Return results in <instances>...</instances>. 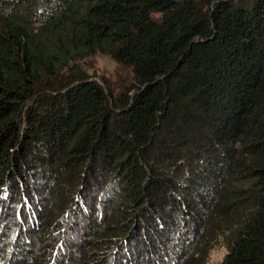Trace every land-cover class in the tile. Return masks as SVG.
Segmentation results:
<instances>
[{
	"label": "trees",
	"instance_id": "16d2710c",
	"mask_svg": "<svg viewBox=\"0 0 264 264\" xmlns=\"http://www.w3.org/2000/svg\"><path fill=\"white\" fill-rule=\"evenodd\" d=\"M219 237L264 264V0H0L2 264H208Z\"/></svg>",
	"mask_w": 264,
	"mask_h": 264
},
{
	"label": "rangeland",
	"instance_id": "374dc122",
	"mask_svg": "<svg viewBox=\"0 0 264 264\" xmlns=\"http://www.w3.org/2000/svg\"><path fill=\"white\" fill-rule=\"evenodd\" d=\"M87 62L92 63L94 65L88 69V72L91 76L90 79H94L98 83H101L102 78L109 79V80H115L114 74H115L116 65H115V62L112 61L108 56H105L103 54H96L94 56L87 58ZM196 192H197V189L193 188V194L188 193L187 198L189 201H191L192 196L197 201ZM180 203L182 204V201ZM172 211L174 215L172 214L171 216H169L166 212L162 213L163 217L160 219V221L156 222L155 226L158 228H165L166 227L165 223H167L165 220L168 219V222L170 223V221H173V219L179 218L181 215L182 216L184 215L183 211L178 207L177 204L173 206ZM169 223H167V225ZM148 227L153 228L154 225L150 224V226H143V227L141 226L139 230L137 231L139 234H141V236L144 237L143 241L138 242L140 243L138 246L139 250L142 249L140 257H143L145 254L148 253L149 248H148V240L146 239L147 235L143 233L144 230L148 229ZM85 228H86V225H81L79 228H75V230L71 232V238L73 239L74 242L79 241V239L85 235V233L87 232ZM160 231H163V230L159 229V230H156V232H154L155 238H162L160 234H157V233H161ZM134 233H135L134 231L133 232L130 231V233L128 234V237L133 235ZM171 246H172V242H170V239L167 238L166 247L171 250ZM226 251H227L226 243L222 237L219 239V242L217 244H214L212 246V249L210 251L209 258H208L209 259L208 263L209 264H219L222 261ZM2 263H3V260L0 259V264Z\"/></svg>",
	"mask_w": 264,
	"mask_h": 264
},
{
	"label": "clouds",
	"instance_id": "9594fccd",
	"mask_svg": "<svg viewBox=\"0 0 264 264\" xmlns=\"http://www.w3.org/2000/svg\"><path fill=\"white\" fill-rule=\"evenodd\" d=\"M182 207V206H181ZM158 221H160V219L157 217V222ZM166 224V223H165ZM84 225V224H83ZM81 226V225H80ZM79 226V227H80ZM79 227H77V228H79ZM166 228V227H165ZM162 229H164V228H162ZM73 231H74V229H73ZM154 232L155 231H153V235H154ZM196 237L194 236V234H192V233H189L188 234V238H187V244H188V248L187 249H185V250H183V251H191L192 249H194V248H196L197 247V243H196ZM219 239H220V237H219ZM224 239V238H223ZM181 253H182V251L177 255V257L176 258H174L172 261H171V257H169V264H181L180 262H179V260L180 259H182L184 256H182L181 258H180V255H181ZM226 253H227V251H226ZM225 253V254H226ZM225 256V255H224ZM224 258V257H223ZM223 260V259H222ZM208 261H209V259H208ZM221 263V262H220ZM156 264H162V262L160 261V260H158V261H156ZM209 264V263H208Z\"/></svg>",
	"mask_w": 264,
	"mask_h": 264
}]
</instances>
